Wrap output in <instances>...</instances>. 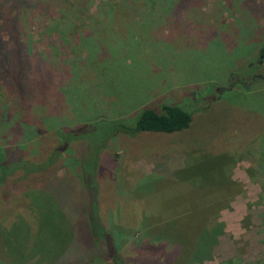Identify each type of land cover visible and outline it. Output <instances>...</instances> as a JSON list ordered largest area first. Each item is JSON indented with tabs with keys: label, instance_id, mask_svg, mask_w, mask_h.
I'll return each instance as SVG.
<instances>
[{
	"label": "rangeland",
	"instance_id": "obj_1",
	"mask_svg": "<svg viewBox=\"0 0 264 264\" xmlns=\"http://www.w3.org/2000/svg\"><path fill=\"white\" fill-rule=\"evenodd\" d=\"M14 1L0 0V38L23 27L18 41L29 38L30 53L52 49L61 64L0 65V264H166L170 246L153 241L143 219L177 200L193 208L189 191L202 186L210 198L226 176L244 193L220 212L223 233L200 264H264V0H178L171 13H135L122 28L100 12L106 0L10 8ZM64 4L95 17L106 48L95 43L86 55L75 47L85 34L69 37V24L56 21ZM88 19L75 16L77 25ZM8 83H22V94ZM167 105L191 115L187 129L117 130L133 126L140 110ZM61 134L66 151L56 164L20 170L22 160L44 162ZM88 185L114 237L111 253L91 236Z\"/></svg>",
	"mask_w": 264,
	"mask_h": 264
},
{
	"label": "trees",
	"instance_id": "obj_2",
	"mask_svg": "<svg viewBox=\"0 0 264 264\" xmlns=\"http://www.w3.org/2000/svg\"><path fill=\"white\" fill-rule=\"evenodd\" d=\"M16 1L18 0L12 3L8 2L7 4L10 8L16 7ZM29 1L23 2L19 7V18L23 25L25 24L24 19L31 10V6L27 3ZM177 2L178 0H106L102 4L103 9L100 12L106 14L108 18H110L112 24L118 22L121 28L125 27L124 24H126L127 27H131V25H133V19L130 21L129 17L133 14H139L141 18L145 16L148 18H155L166 11L167 13H171L172 10L170 7H173ZM74 6L75 4H64L63 8L58 10V16L60 18H57L56 21L62 19L63 22L69 24V37H73L76 33H78V35L88 34L87 38H84V35L75 47L80 48V46H82L83 50L86 51V55H89L95 43L100 44L101 47L104 46V42L100 41L99 36L105 34L106 30L104 29L103 32L99 34V30L95 27L96 24L93 22V18L95 17L88 11L75 10ZM77 15L81 18L82 16L89 18L87 26L83 25L84 23L80 25L79 22L78 25L76 24L75 16ZM11 28H7V41L0 38V65H10L11 62L13 63L17 58L27 66L61 64L56 53L52 49H50L51 52L47 54L45 52L30 53L29 45L27 44L29 38L25 40L27 43H20L18 41V34L21 33V28H24H19L18 32L13 29V27ZM82 28L86 29L83 30ZM0 31H2V25H0ZM12 32H14V35ZM45 34L47 35V32ZM6 45L10 48H7L8 46ZM103 48L106 47L104 46ZM7 54H9L10 57H7ZM259 54L260 62L264 63V46L260 48ZM46 71L48 72V70ZM48 77L52 80L49 73ZM9 83L7 85L14 88L16 87L17 91L22 94V83H15L14 86ZM190 122L191 115L188 112L182 110L178 106L167 105L162 108L161 113L151 108H144L140 110L133 126H125L120 123L119 129L117 130L122 134L130 136L148 132L172 134L187 129ZM57 137L58 144L44 162L36 164L22 160L20 162V170H23L29 175L30 173L44 172L56 164L66 151L63 134ZM178 172L179 171L175 172V174ZM219 174H221V170H219L218 175ZM172 182L175 181L172 179ZM215 184L217 188L212 195H209L210 198H207L205 193L203 194L200 192L202 186L194 185V193L191 190L187 195L190 198L188 203L191 204L192 196H194L196 203L193 208L192 205L190 208L184 207L177 200L176 204L167 203L166 205L161 204L159 206H153L154 209L151 211L150 215L143 219V227L151 234L152 240L165 241V243L170 246L171 249L165 256L166 264H194L196 262L200 264L204 260L210 258L212 248L217 238L223 233V224L219 222L220 212L224 209H229L230 202L236 196L244 193L242 185L232 181L230 176H226L224 182L216 183L215 181ZM158 185L159 184L154 187ZM93 189L94 187L91 188L90 185L86 186V190L90 192V210L87 214L88 227L91 236L95 240H102L106 248L109 249V253H111L110 250H114L115 248L113 242L114 237L112 233L103 226L100 215H98L97 190ZM195 190H197L196 193ZM259 203L263 207L264 214V183H261ZM233 263L234 262L230 260L226 264Z\"/></svg>",
	"mask_w": 264,
	"mask_h": 264
},
{
	"label": "crops",
	"instance_id": "obj_3",
	"mask_svg": "<svg viewBox=\"0 0 264 264\" xmlns=\"http://www.w3.org/2000/svg\"><path fill=\"white\" fill-rule=\"evenodd\" d=\"M140 166H142V163H141V165ZM149 174V173H148ZM148 174H146V173H144V175H148Z\"/></svg>",
	"mask_w": 264,
	"mask_h": 264
}]
</instances>
